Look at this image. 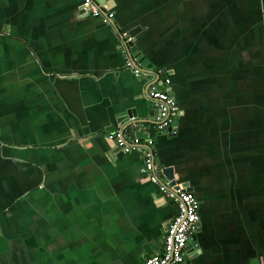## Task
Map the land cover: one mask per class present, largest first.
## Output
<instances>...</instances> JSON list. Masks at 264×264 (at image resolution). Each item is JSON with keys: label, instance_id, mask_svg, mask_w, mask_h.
<instances>
[{"label": "crops", "instance_id": "0c3cea01", "mask_svg": "<svg viewBox=\"0 0 264 264\" xmlns=\"http://www.w3.org/2000/svg\"><path fill=\"white\" fill-rule=\"evenodd\" d=\"M113 2L115 26L82 0H0V264L161 252L175 207L107 139L128 110L154 118L155 74L180 110L172 133L148 131L157 165L199 204L183 264L264 262V0ZM136 26L155 74L126 68L120 34Z\"/></svg>", "mask_w": 264, "mask_h": 264}, {"label": "built area", "instance_id": "2783aa9c", "mask_svg": "<svg viewBox=\"0 0 264 264\" xmlns=\"http://www.w3.org/2000/svg\"><path fill=\"white\" fill-rule=\"evenodd\" d=\"M97 0H82L80 15L93 17L101 20L104 24L110 25L114 14L111 11H103L101 6L96 4ZM122 46L131 41L128 33L120 34ZM123 53H126L124 48ZM126 68L132 71L134 75L140 77L141 69L133 67L132 62L126 58ZM159 75V74H158ZM158 81L162 82L160 89L156 88V81L150 84L146 91V97L149 105L156 112V115L150 123L135 120L131 118L127 121L124 129L114 133H109L107 139L115 144V147L129 154L136 152L141 155L143 161L142 173L148 182L156 186L159 195L166 201L172 203L175 207V214L166 226L163 247L161 252L149 258L145 264H183L186 248L190 237L197 233L199 229V204L196 197L191 192L176 186H169L157 165V159L154 152L155 139L149 135V130L155 133H163L171 129L172 125L180 115L179 107L175 98L170 94V81L165 75ZM138 131H142V138L136 136ZM264 264V262L259 263Z\"/></svg>", "mask_w": 264, "mask_h": 264}, {"label": "water", "instance_id": "95a60500", "mask_svg": "<svg viewBox=\"0 0 264 264\" xmlns=\"http://www.w3.org/2000/svg\"><path fill=\"white\" fill-rule=\"evenodd\" d=\"M104 3H106L107 8H106V11L102 9V12L103 11H105V12L111 11L112 12V8L114 6L113 0H107ZM96 4L98 6H101V1L100 0H97L96 1ZM110 25L115 26L114 21L111 20ZM141 31H143V28L140 27V26H136V27L130 29L127 32L128 33V36H129V38L131 40V41L127 42L126 45L124 46V48L126 50V54L128 56L127 59L132 62V65H133L134 68L141 69V70L145 69V71L147 73L155 74V72H154V69L155 68L153 67V65L143 56V54L135 46L136 37L138 36V34ZM155 76L157 77L156 78V84H155L156 85V88L157 89H160V87L162 85V82L161 81H158V79L159 78L162 79V76H159L158 74H155ZM125 114H126L125 115L126 116L125 118H128V119L135 118V120H138V119H136L137 115H136L135 110H128L127 113H125ZM155 114H156V112L149 105L148 115L150 117H152ZM138 121H143V122H146V123H150L151 122L150 120H138ZM175 127H176V121H174V123L172 125L173 131L175 130ZM170 130L171 129H168L167 131L163 132L162 134H167V133L170 132ZM136 136H139V137L142 138L143 136H146V134H143L142 131H138L136 133ZM161 173L164 176L165 180L169 183V186H176L177 185V183L175 181V177H174V170H173L172 167L163 168L162 171H161ZM178 187L184 189L187 192H191L192 193V188L189 186L188 183L179 184L175 188H178ZM192 248H194V250L197 248L195 234L190 237V239L188 241V245H187L185 254L188 253V252H190V250Z\"/></svg>", "mask_w": 264, "mask_h": 264}]
</instances>
